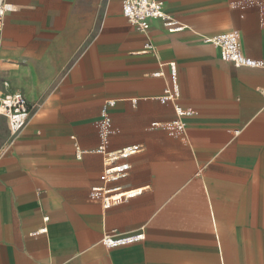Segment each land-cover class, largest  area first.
<instances>
[{"label": "crops", "instance_id": "1", "mask_svg": "<svg viewBox=\"0 0 264 264\" xmlns=\"http://www.w3.org/2000/svg\"><path fill=\"white\" fill-rule=\"evenodd\" d=\"M7 1L1 92L32 112L17 136L0 116V264H264V0H164L174 32L123 0ZM229 31L261 65L204 41ZM103 144L139 146L110 208Z\"/></svg>", "mask_w": 264, "mask_h": 264}, {"label": "built area", "instance_id": "2", "mask_svg": "<svg viewBox=\"0 0 264 264\" xmlns=\"http://www.w3.org/2000/svg\"><path fill=\"white\" fill-rule=\"evenodd\" d=\"M122 7L123 13L129 22L140 31H149L155 20L163 21V24L171 32L184 28V25L177 18L166 11L164 0H123ZM13 10L14 7L9 1L0 0V46L2 45L1 32L5 26L7 14ZM204 41L217 46L221 58L233 62L236 66L261 65V62L246 56L242 52L240 36L237 31L205 36ZM170 66L173 89L168 94V97L176 98L179 96L176 63L171 62ZM4 84L7 85L8 83L4 82ZM31 112V105L24 94L19 91L3 94L1 92L0 81V116L6 117L11 135H19L26 127ZM177 113L180 116H184L192 114L193 110H184L181 107H177ZM174 125L182 127L180 120L175 121ZM99 150L105 158V169L101 175V179L105 185L93 186L91 189V197L96 200H101L105 208H110L115 202L130 198L137 193L135 191L121 192L120 187H111L108 184L127 174L130 164L124 160L139 151V146H130L117 152H108L106 146L103 144ZM45 219L48 220V217ZM44 230L42 229L40 231ZM141 237H143V234L123 237L109 233L104 236V243L112 246Z\"/></svg>", "mask_w": 264, "mask_h": 264}]
</instances>
